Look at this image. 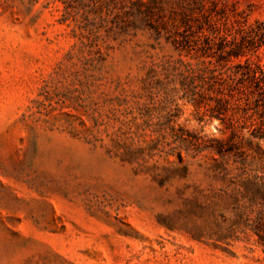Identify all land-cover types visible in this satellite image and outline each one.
Masks as SVG:
<instances>
[{
    "label": "rangeland",
    "instance_id": "rangeland-1",
    "mask_svg": "<svg viewBox=\"0 0 264 264\" xmlns=\"http://www.w3.org/2000/svg\"><path fill=\"white\" fill-rule=\"evenodd\" d=\"M133 9L0 0V264H264L234 204L264 139L229 78L264 67V0Z\"/></svg>",
    "mask_w": 264,
    "mask_h": 264
},
{
    "label": "trees",
    "instance_id": "trees-1",
    "mask_svg": "<svg viewBox=\"0 0 264 264\" xmlns=\"http://www.w3.org/2000/svg\"><path fill=\"white\" fill-rule=\"evenodd\" d=\"M133 6V11L127 13L129 23L133 26L138 20L144 22H151L154 17L155 10L163 0H129ZM102 8L100 9V11ZM157 11V10H156ZM186 24L187 19L181 20ZM188 24H186L187 26ZM173 28V42L178 47H191V35L188 34V27L184 30H179V25H172ZM246 47L238 45L227 52L228 56H241ZM221 60H224V54H221ZM181 62V61H180ZM230 69V68H228ZM235 71H232L229 78L237 79L242 87L247 90L243 97L246 106L252 104L250 113L246 114V119L251 120V125L248 127L249 135L252 139H264V67L256 65L251 67L249 64H237L234 66ZM257 152L263 153L258 146ZM244 163H242L243 165ZM245 172V170H243ZM243 191L239 193L240 198H235V207L240 209L241 216L247 227L251 229L257 237V242L264 251V176L252 175L248 176L243 184Z\"/></svg>",
    "mask_w": 264,
    "mask_h": 264
}]
</instances>
